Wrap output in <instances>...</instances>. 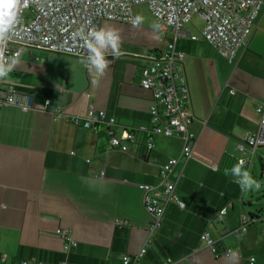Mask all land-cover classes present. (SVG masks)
<instances>
[{"label": "crops", "instance_id": "0c3cea01", "mask_svg": "<svg viewBox=\"0 0 264 264\" xmlns=\"http://www.w3.org/2000/svg\"><path fill=\"white\" fill-rule=\"evenodd\" d=\"M201 28L194 17L183 28L185 37L176 42L185 54L179 70L189 92V130L195 138L191 157L180 159L174 169L180 175L175 196L183 208L174 202L167 206L160 228L135 264L165 259L174 264H249V258L264 264V218L250 214V201L244 200L243 173L248 179L252 173L245 166L233 172L238 160L250 158L247 148L237 146L258 132L255 111L264 103V1L245 47L231 63L207 43L188 40ZM99 30L118 36L115 49H101L109 62L102 73L88 63L89 56L21 46L3 77L2 88L11 87L20 105L30 99L44 107L0 108L3 264H122L124 256L141 249L151 221L138 186H158L160 167L180 156L177 137H154L149 152L143 144H128L127 152L109 147V132L118 137L125 128L148 124L151 94L140 88V72L171 42L170 30L111 21H102ZM89 108L114 119L108 132L73 123ZM255 215L259 221L246 233H236L243 216ZM117 221L123 224L115 225ZM57 229L70 230L77 242L67 255ZM204 233L218 241V250L232 252L213 257L200 239Z\"/></svg>", "mask_w": 264, "mask_h": 264}, {"label": "built area", "instance_id": "2783aa9c", "mask_svg": "<svg viewBox=\"0 0 264 264\" xmlns=\"http://www.w3.org/2000/svg\"><path fill=\"white\" fill-rule=\"evenodd\" d=\"M264 0H18V12L14 25L3 38H0V63L6 64L19 57V47H41L49 53L88 57L90 50L84 40L92 42L87 36L89 31H99L102 21L137 26L132 9L145 5L150 14L162 29H169L171 42L159 53L151 64L140 72L139 86L151 94L148 109L149 122L146 126L125 128L118 137L109 132V147L120 152H127L128 144H143L146 152L153 148V138H179L182 149L179 158L169 159L158 173L159 185H139L142 192V205L151 221L146 229V238L138 253L132 257L124 256L122 264H135L146 253L154 234L160 228L165 209L170 203L182 209L183 204L175 196V186L180 175H174L179 160L186 162L192 154L195 138L190 132L191 113L189 92L184 75L179 70L185 54L176 49V42L185 37L183 28L195 17L202 22L197 35H189L188 40L203 41L210 45L218 55L231 63L237 51L245 47L249 32L253 27ZM25 10H31L32 18L25 22L21 17ZM80 32V33H78ZM78 33V34H76ZM3 77H0V108L18 107L23 111H42L43 106L33 105L30 99L20 105L11 87L2 88ZM232 94V91L229 92ZM259 116L258 132L247 137L237 148L248 149L249 160H238L240 166L250 167L255 150L264 147V103L256 108ZM85 130L97 132L100 127L108 132L115 124L112 117L104 111L89 108L83 117L73 120ZM225 211L219 213L224 215ZM257 220L243 216L237 232L246 233L247 228ZM259 221V219H258ZM116 222L115 225H122ZM62 241V251L67 255L77 246L70 230L55 231ZM205 248L213 257L228 256L232 249L218 250L217 242L204 233L200 238ZM5 256L0 255V264ZM249 264H256L254 258ZM20 264H39L33 260H21ZM59 264H71L67 260ZM158 264H174L165 259Z\"/></svg>", "mask_w": 264, "mask_h": 264}, {"label": "clouds", "instance_id": "9594fccd", "mask_svg": "<svg viewBox=\"0 0 264 264\" xmlns=\"http://www.w3.org/2000/svg\"><path fill=\"white\" fill-rule=\"evenodd\" d=\"M18 12V0H0V38H3L9 29L14 25L16 21V16ZM137 22L139 17L136 18ZM80 33V32H78ZM76 33V34H78ZM88 37L93 38L92 42H89L88 39L84 40L85 46L90 50V55L88 57V63L92 65L98 73H102L103 70L107 67L108 61L105 59L104 55L101 52V49L105 45L111 46L113 49L117 46L118 36L111 31H89L87 33ZM16 63L15 58H13L11 64H2L0 63V77H4L8 72L12 70V66ZM233 172H240V165L237 164L233 167ZM245 183H255L248 179V173H243ZM256 187H259L257 184Z\"/></svg>", "mask_w": 264, "mask_h": 264}, {"label": "rangeland", "instance_id": "374dc122", "mask_svg": "<svg viewBox=\"0 0 264 264\" xmlns=\"http://www.w3.org/2000/svg\"><path fill=\"white\" fill-rule=\"evenodd\" d=\"M133 12L136 18H140L138 21L140 26L149 29L158 27L156 21L145 5L135 6ZM21 17L25 22H29L32 18L31 10H25L22 13ZM255 152L256 153L253 156L252 164L249 167L250 172L252 173L249 177V180L254 181L255 183H247L246 195L244 200L250 201V206L247 207L250 214L258 212L261 217L264 218V173L260 169L259 160V158L262 159V162L264 163V148H257ZM257 184L259 185V187H256Z\"/></svg>", "mask_w": 264, "mask_h": 264}, {"label": "trees", "instance_id": "16d2710c", "mask_svg": "<svg viewBox=\"0 0 264 264\" xmlns=\"http://www.w3.org/2000/svg\"><path fill=\"white\" fill-rule=\"evenodd\" d=\"M259 160H260V169H261V171L264 173V163L262 162V159L259 158ZM258 214H259V213L257 212V215H258ZM257 215L253 216L252 218L255 219V220L260 219Z\"/></svg>", "mask_w": 264, "mask_h": 264}]
</instances>
